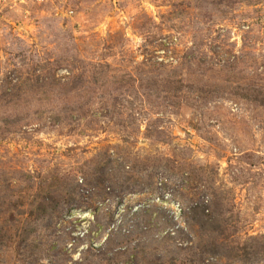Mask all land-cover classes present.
Returning <instances> with one entry per match:
<instances>
[{
  "label": "rangeland",
  "instance_id": "rangeland-1",
  "mask_svg": "<svg viewBox=\"0 0 264 264\" xmlns=\"http://www.w3.org/2000/svg\"><path fill=\"white\" fill-rule=\"evenodd\" d=\"M0 264H264V0H0Z\"/></svg>",
  "mask_w": 264,
  "mask_h": 264
}]
</instances>
